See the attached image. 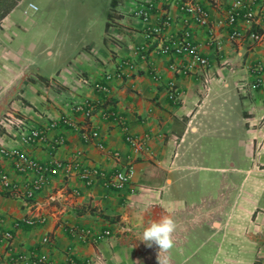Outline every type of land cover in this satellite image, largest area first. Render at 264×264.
<instances>
[{"label":"crops","instance_id":"crops-1","mask_svg":"<svg viewBox=\"0 0 264 264\" xmlns=\"http://www.w3.org/2000/svg\"><path fill=\"white\" fill-rule=\"evenodd\" d=\"M153 1L0 0V118L21 114L48 138L24 143L0 126V217L13 233L10 241L0 237V264H35L42 253L48 264H264V150L257 148L264 90L254 70L264 62V39L249 37L264 32V23L241 21L244 38L232 40L230 0H197L210 12L219 50L208 28L173 0L156 3L152 22L163 9L172 20L148 36L136 11ZM187 25L208 65L161 51ZM125 60L134 67L124 66L110 93L99 90ZM87 101L96 107L90 118L74 109ZM94 130L97 137L84 139ZM130 135L148 150L134 154ZM3 148L73 162L75 172L51 177L31 199L36 174L18 172ZM130 156L136 173L122 191L77 174L113 172ZM34 214L46 220L20 223ZM166 216L176 223L172 248L141 240L144 228Z\"/></svg>","mask_w":264,"mask_h":264},{"label":"built area","instance_id":"built-area-1","mask_svg":"<svg viewBox=\"0 0 264 264\" xmlns=\"http://www.w3.org/2000/svg\"><path fill=\"white\" fill-rule=\"evenodd\" d=\"M173 0H154L136 11V14L143 18L147 24L146 32L151 34H161L164 28L170 25L172 16L166 9L161 12V21L153 23L151 20V14L155 9L156 3L162 5L168 4ZM180 6L181 11L185 14L192 13V21L198 25L207 27L209 30V44L214 45L219 50L221 49V42L216 36V31L214 26L211 24V17L209 10L200 6L197 0H176ZM185 21L189 22L190 19L185 17ZM241 21H248L251 23L261 24L264 23V0H230V5L226 11V23L232 28L231 39L238 40L244 38V32L240 28L239 24ZM249 37L253 42H261L264 39V32L259 30L251 31ZM161 51L169 55H189L193 59L202 65H208V58L202 57L200 55L199 45L194 43L193 40V30L190 25H187L181 33L178 35H171L168 40L161 45ZM125 67L133 68L134 64L130 61H123L120 66V71L118 74H107L105 77L106 84H97V88L103 92L110 93L111 82L117 77L122 76V69ZM174 68V65H171ZM231 71H234L233 67H230ZM254 70L256 72V86L264 90V62H258ZM206 84L211 82V77L208 76L206 79ZM172 97L175 99L178 97L179 93L172 86L171 88ZM74 109L76 111L83 112L85 117L90 118L95 112V105L91 101H87L84 104L75 105ZM113 112H106L104 116L109 118ZM264 125V115L261 118ZM63 122L66 124H71L69 118L65 117ZM52 126H56L57 123L53 122ZM0 126L5 129H10L15 132L18 137L24 143H37L46 142L48 143V138L46 132L36 126H31L27 118L16 112H9L0 118ZM99 135L98 131L94 130L91 133H85L83 135L84 139L90 140L93 137ZM128 142L131 145L134 154L144 152L148 150L146 147L145 140L136 136H128ZM258 152L264 150V136L258 141ZM1 153L12 157L14 159L16 170L22 174L35 173L36 180L27 189V197L33 198L35 194L42 189L44 184L51 178L57 175H71L75 172V165L73 162L64 161L60 159H53L49 162H41L36 160L30 154L25 152H20L16 150H8L3 148ZM114 155L118 156L119 153L116 152ZM136 173L134 166V157L130 156L127 163L120 168H117L113 172H107L106 170L94 167V168H83L77 171L79 177L84 180L88 185H91L95 179H100L103 183L104 188L109 191H122L128 184L133 180ZM4 185H10L7 177L3 178ZM46 218L40 214H34L24 217L20 223L27 225H34L37 223L44 222ZM111 232L106 230L103 236H110ZM0 237L3 240L10 241L13 238V233L9 229H6L4 220L0 217ZM48 241V238H45ZM49 258L46 253L39 254L34 263L35 264H48ZM60 264H78L77 262L70 260L66 263Z\"/></svg>","mask_w":264,"mask_h":264},{"label":"clouds","instance_id":"clouds-1","mask_svg":"<svg viewBox=\"0 0 264 264\" xmlns=\"http://www.w3.org/2000/svg\"><path fill=\"white\" fill-rule=\"evenodd\" d=\"M176 229V223L171 217H163L157 222L151 223L144 228L141 240L149 246L153 243L160 249L167 250L173 247L172 234Z\"/></svg>","mask_w":264,"mask_h":264}]
</instances>
